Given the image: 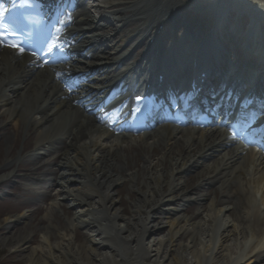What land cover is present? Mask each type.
I'll use <instances>...</instances> for the list:
<instances>
[{"label": "bare ground", "instance_id": "6f19581e", "mask_svg": "<svg viewBox=\"0 0 264 264\" xmlns=\"http://www.w3.org/2000/svg\"><path fill=\"white\" fill-rule=\"evenodd\" d=\"M124 1L76 11L70 34L79 49H107L84 68L71 65L74 73L99 70L77 95L52 69L0 48V204L4 191L21 200L25 193L18 213L0 215V245L24 264H264V153L220 127L163 126L134 139L89 111L100 90L155 69L196 83L208 73L206 86L235 85L264 108V0ZM102 27L110 34L94 33ZM188 173L194 189L207 181L222 198L189 200ZM126 186L130 216L119 191ZM181 202L201 207L197 220L182 215Z\"/></svg>", "mask_w": 264, "mask_h": 264}, {"label": "rangeland", "instance_id": "374dc122", "mask_svg": "<svg viewBox=\"0 0 264 264\" xmlns=\"http://www.w3.org/2000/svg\"><path fill=\"white\" fill-rule=\"evenodd\" d=\"M122 1V0H121ZM126 1V0H125ZM124 1V2H125ZM96 5L98 4V2H96L95 3ZM95 6V5H94ZM94 6H92L90 9H92L93 11H95L94 9L96 8V6H95V8H94ZM208 9V8H207ZM206 11H208V10H206ZM105 13V12H104ZM235 19H234V21L235 22H237L238 21V16L237 15H234L233 16ZM242 18V17H241ZM240 18V19H241ZM206 20L207 19H205L204 21L206 22ZM246 20V22H249V18H246L245 19ZM234 21H232V22H234ZM208 22H210V21H208ZM136 27H131V28H129V29H123V32L127 35L129 32H130V30H133V29H135V28H137V27H139V24L138 25H135ZM170 31H171V35H176L177 33L179 34V36H182L183 35V32H184V30H181V31H177V30H175L173 27H171V29H170ZM263 32H264V27H263ZM95 33H98V34H107V33H109L110 34V32H108V31H105V29H104V27H102L101 29H97V30H95ZM125 35V36H126ZM124 36V37H125ZM129 47V44L128 45H126V48H128ZM128 49H130V47L128 48ZM0 121H2V120H0ZM20 136H21V138H19L17 141L18 142H20V139H22V137H24L23 135H21L20 134ZM22 141H23V139L21 140V143H22ZM21 143H20V145L19 144H17L16 143V145L15 146H17L16 147V150L13 152V155L14 154H16L17 155V151H20L21 150ZM2 146H3V143H2ZM3 150H5L4 149V146H3V148H2ZM8 150H5V153H6V155H7V152ZM138 151H140V150H138ZM136 153H140V152H136ZM134 154V153H133ZM132 154V156L130 155V157H129V159L131 160V161H133V162H136V164L139 166V167H142V163H143V160H142V158L140 157V156H138V155H133ZM1 160H2V158H0ZM1 160H0V162H1ZM203 170H205L204 168H202L201 169V171H203ZM2 172V171H1ZM49 175V176H48ZM188 176H186L185 178H187V179H185L186 180V184L188 185V186H193V188H191L190 190H189V192H191L192 194H190L189 195V197L190 198H188L189 200L191 199V198H197V196H198V198L199 197H201V196H205V195H209V197H210V199L212 198L213 199V197L217 200H220L221 198H222V196L221 195H219L220 193H218L219 192V190L216 188V186L214 187V186H212V185H207L208 184V182L207 181H203L202 182V184H204V186H205V188L207 189V190H205V188L204 189H202V190H200V191H197L196 189H194L195 187H196V178H195V175L196 174H194V173H188L187 174ZM50 178V171L49 172H47V177L46 176H41V178ZM16 180H14V182H15ZM18 182H20V183H24V180L22 179V180H18ZM119 191L120 192H122V204H123V207L124 208H126V210H127V212H126V216H130V202L132 201V199H134V194L132 195V196H129V193L131 194V191H130V189H129V186H126V187H123V188H120L119 189ZM0 193H2V192H0ZM14 193H15V191H13V190H8V191H4L3 192V194L7 197L6 198V202H4V203H1L0 204V215H6V214H16V213H18L19 211H20V207H21V205H16V201H20L19 203H22V201L24 200V197H25V193H22L20 196H22V200L21 199H17V198H15L14 197ZM217 195H216V194ZM1 195L2 194H0V197H1ZM207 204V203H206ZM180 205H181V208L183 209V210H186V211H183L182 212V215L183 216H185V217H194V220H197V216L198 215H196L197 213H198V211L199 210H202L201 209V207L196 203V202H188V203H185V202H181L180 203ZM47 206H48V204H47ZM188 208V209H187ZM63 219H60V222H62L63 223V221H62ZM2 232H0V239H1V237L3 236L2 234H1ZM84 235H83V233H82V235H81V237H79L80 238V242L81 243H83L84 242ZM157 237H159V236H157ZM181 242H185L183 239L181 240ZM229 244H232V241H229ZM20 256V258H22L21 257V255H19ZM17 255H14L13 253H11L10 251H9V249H6V248H4V247H2L1 245H0V264H24L23 263V261L20 259Z\"/></svg>", "mask_w": 264, "mask_h": 264}, {"label": "snow or ice", "instance_id": "6c2138e0", "mask_svg": "<svg viewBox=\"0 0 264 264\" xmlns=\"http://www.w3.org/2000/svg\"><path fill=\"white\" fill-rule=\"evenodd\" d=\"M12 4H13V8H15L17 6H19L21 8L27 6L23 2L20 3L19 5H17L16 0H12ZM10 11H11L10 9H8V8L4 7L2 4H0V28H2V23L6 18V14L9 13ZM9 19L14 24L16 21L15 14H13L12 17H9ZM11 32H12V29H10V28H3L2 31H0V44H4L7 41L8 36L11 35ZM58 40H59V37L54 36V35H49L46 38L45 47L47 49L48 55H52L55 50L60 48V45L57 43ZM6 46L11 47L14 50L19 51L21 54L24 53V49L19 47V45H17V44H8Z\"/></svg>", "mask_w": 264, "mask_h": 264}]
</instances>
